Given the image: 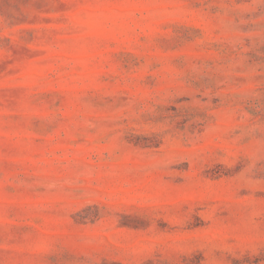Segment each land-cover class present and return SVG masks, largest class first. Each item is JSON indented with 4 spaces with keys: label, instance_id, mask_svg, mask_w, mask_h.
<instances>
[{
    "label": "rangeland",
    "instance_id": "obj_1",
    "mask_svg": "<svg viewBox=\"0 0 264 264\" xmlns=\"http://www.w3.org/2000/svg\"><path fill=\"white\" fill-rule=\"evenodd\" d=\"M0 264H264V0H0Z\"/></svg>",
    "mask_w": 264,
    "mask_h": 264
}]
</instances>
